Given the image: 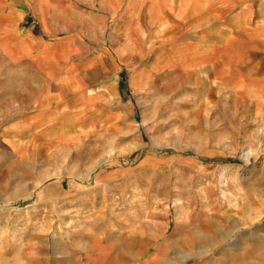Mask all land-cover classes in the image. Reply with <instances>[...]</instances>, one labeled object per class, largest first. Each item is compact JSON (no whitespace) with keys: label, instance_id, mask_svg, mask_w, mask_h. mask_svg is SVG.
<instances>
[{"label":"rangeland","instance_id":"374dc122","mask_svg":"<svg viewBox=\"0 0 264 264\" xmlns=\"http://www.w3.org/2000/svg\"><path fill=\"white\" fill-rule=\"evenodd\" d=\"M155 19L87 70L95 97L39 121L35 81L0 61V264H72L93 241L113 264L106 239L121 264H264V49L240 29L215 47L231 73L171 66L165 39L199 29Z\"/></svg>","mask_w":264,"mask_h":264},{"label":"crops","instance_id":"0c3cea01","mask_svg":"<svg viewBox=\"0 0 264 264\" xmlns=\"http://www.w3.org/2000/svg\"><path fill=\"white\" fill-rule=\"evenodd\" d=\"M143 11L149 25L163 13L168 31L176 26L199 29L180 44L173 43L176 34L165 39L170 42L166 46L171 66L189 70L211 64L231 73L233 68L228 61H219L215 47L231 43L229 37L220 42V37L240 29L254 48L264 49V0H0V61L18 67L21 79L35 81L34 105L41 114L37 121L46 110L81 109L86 98L95 97L85 83L87 70L104 65L108 55L115 64L124 63L121 48L134 50L153 37L144 33ZM117 40L121 43L109 51L108 42L112 46ZM119 80L120 76L117 84ZM72 81H81V86L75 87ZM104 243L111 262L121 264L114 243L107 239ZM95 245L93 241L94 252L77 256L72 264H84L87 259V264H95L89 257L95 255Z\"/></svg>","mask_w":264,"mask_h":264}]
</instances>
